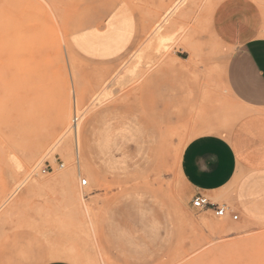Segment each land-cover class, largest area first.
<instances>
[{"label": "rangeland", "instance_id": "obj_1", "mask_svg": "<svg viewBox=\"0 0 264 264\" xmlns=\"http://www.w3.org/2000/svg\"><path fill=\"white\" fill-rule=\"evenodd\" d=\"M126 1L134 41L123 54L97 60L72 42L101 14L87 0H0V264H264V219L229 199L219 203L235 220L193 208L178 172L184 144L202 132L190 116L203 94L217 103L211 118L228 124L229 50L211 25L221 0H186L168 16L176 0ZM254 1L264 11V0ZM105 115L118 151L102 166L88 138ZM128 121L141 138L134 131L119 137ZM60 137L68 153L48 152ZM77 159L85 166L79 173ZM61 174L63 182L53 181ZM34 179L44 185L28 189ZM146 201L163 229L153 242L137 217ZM139 238L150 244L140 252Z\"/></svg>", "mask_w": 264, "mask_h": 264}, {"label": "crops", "instance_id": "obj_2", "mask_svg": "<svg viewBox=\"0 0 264 264\" xmlns=\"http://www.w3.org/2000/svg\"><path fill=\"white\" fill-rule=\"evenodd\" d=\"M87 2L94 5L91 10L101 14L74 33L72 42L77 50L86 58L97 60L112 59L126 52L136 32V19L128 2ZM211 25L229 50L223 72L231 107L228 124L211 118L218 109L217 103L209 93L203 94L190 116L202 132L184 144L179 176L192 196L205 194L218 203L229 199L246 216L264 219V11L254 0H221L213 9ZM91 39L97 40L96 43ZM101 40L107 43L100 44ZM88 42L94 45L89 46ZM135 126L128 121L118 127L119 137H126ZM112 131L105 115L96 122L88 138L89 154L102 166L111 151H118L112 145ZM131 137L141 138V131L132 132ZM146 202L139 206L137 217L145 238H153V242L163 235V229L158 225L156 208ZM137 241L134 245L139 252L150 245L142 238ZM42 264L75 263L58 258Z\"/></svg>", "mask_w": 264, "mask_h": 264}, {"label": "bare ground", "instance_id": "obj_3", "mask_svg": "<svg viewBox=\"0 0 264 264\" xmlns=\"http://www.w3.org/2000/svg\"><path fill=\"white\" fill-rule=\"evenodd\" d=\"M186 0H176V2H175V4H174V6L167 12V15L166 16H168V15H170L173 11H175L179 6H181L182 4H184V2H185ZM213 9H214V7H213ZM158 38V41H162L163 39H165L164 38V36H161V35H158L157 36ZM161 47V46H160ZM75 100H76V98H74ZM74 101V100H73ZM75 102V101H74ZM75 107H74V110H75V112H76V102H75V105H74ZM62 112H63V110H62ZM80 115V114H79ZM78 116V115H77ZM74 117V116H73ZM64 119H65V114H62V121L64 122ZM78 119H79V116H78ZM73 125V131L71 132L72 133V136H73V138L75 139L74 141H75V147H76V150H77V152H76V156L77 157H79V144H78V133H80V124L78 123V121H77V123L76 124H72ZM61 138L62 137H60L59 139H57V140H55L54 142H53V144H52V146L50 147V149L48 150V152L50 151L51 153L52 152H55V151H67V153H68V150L66 149L67 147L64 145V144H62L63 143V139L61 140ZM71 154V153H70ZM34 156V155H33ZM30 157H31V155H30ZM78 160V159H77ZM80 160H78V164H77V171H78V173L79 172H81L80 170H82V166L83 167H85L84 166V163H82V164H80V162H79ZM84 162V161H83ZM57 179H59L60 181H62L63 182V179L65 180V177H62V174L60 175V176H58V177H55V178H53V181H57ZM66 180H67V182L70 180V176L69 177H66ZM82 180H86V179H83V178H81L80 179V182L82 183ZM42 185H44L42 182H40V180L39 179H34L32 182H30L29 184H28V186H27V188L28 189H30V188H34V187H42ZM72 191V194L74 193V191L73 190H71ZM74 195H75V197H80L79 196V194L78 193H74ZM200 220H201V222L202 223H205L206 222V219H205V217L204 216H201L200 218H199Z\"/></svg>", "mask_w": 264, "mask_h": 264}, {"label": "built area", "instance_id": "obj_4", "mask_svg": "<svg viewBox=\"0 0 264 264\" xmlns=\"http://www.w3.org/2000/svg\"><path fill=\"white\" fill-rule=\"evenodd\" d=\"M77 121H78V116L75 113L73 120H72V124H76ZM60 166H63V164L61 163ZM47 170H49L47 166L42 168L43 172H47ZM81 185L82 186L87 185V180H82ZM191 205L193 208L204 211V212L211 211L216 217H224L228 214L234 220L238 218V214L230 210L228 206H226V204L224 203L220 204L216 201H212L205 194L198 193L194 195L191 199Z\"/></svg>", "mask_w": 264, "mask_h": 264}]
</instances>
